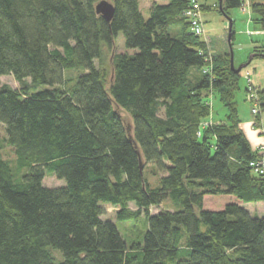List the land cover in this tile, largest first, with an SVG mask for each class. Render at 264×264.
<instances>
[{"label": "trees", "instance_id": "16d2710c", "mask_svg": "<svg viewBox=\"0 0 264 264\" xmlns=\"http://www.w3.org/2000/svg\"><path fill=\"white\" fill-rule=\"evenodd\" d=\"M157 1L144 19L138 0H112L107 23L95 0H0V78L20 86L0 87L17 164L0 155V264H264V217L240 205L264 203V173L250 166L263 157L238 129L240 76L227 56L205 60L203 36L184 17L192 0ZM216 2L226 18L247 3L264 34V0ZM118 33L134 53H114ZM253 53L264 59V46ZM209 91L224 125L203 123ZM46 177L64 185L48 188ZM207 196L236 202L206 210ZM165 201L172 210L149 212ZM102 205L119 222L142 215L141 241L127 245Z\"/></svg>", "mask_w": 264, "mask_h": 264}, {"label": "rangeland", "instance_id": "374dc122", "mask_svg": "<svg viewBox=\"0 0 264 264\" xmlns=\"http://www.w3.org/2000/svg\"><path fill=\"white\" fill-rule=\"evenodd\" d=\"M101 1H106L112 4V0H95V4ZM140 11L144 19L148 18L149 10L153 4L159 3L157 0H138ZM199 4V14L200 23H202V40L206 44V49L203 50L205 53V60L211 63L213 56H227L230 61V56L232 53V62L235 69L242 65L250 62L241 69L238 73L240 76L238 82V88L234 93V104L237 111L238 117V129L245 136L247 142L249 143L251 150L262 156L259 163H264V59L258 56V54L253 53L255 47L261 48L264 46V34L260 31V28L254 23L255 16L250 11L248 4H244L243 7L232 9L228 11V17H224L222 14L217 12L218 4L216 0H198ZM204 5L208 6L209 10L201 12L204 9ZM244 8V11H242ZM232 22V32L233 40L228 41L229 37V23ZM114 53H129L132 54L134 51L127 50L124 45V37L122 33H118L114 39ZM256 56V57H255ZM97 65V62H95ZM107 69V88L112 80V65L108 62L106 65ZM197 71L196 69H193ZM193 72V71H192ZM79 72L68 73L69 77H75ZM81 73V72H80ZM249 77L250 81H247ZM28 84L29 79L25 80ZM253 86L252 90L248 87ZM9 87L11 89H19V84L14 80L12 76H5L0 78V87ZM45 87H40L38 90H43ZM249 94H253L257 100L258 114L253 116L251 114V109L254 107L253 102L249 100ZM208 97V108L209 117L203 121L204 124L211 128L212 126L224 125L227 122V112L219 101L217 96L209 91L206 94ZM257 103H255L257 105ZM124 123L129 126L130 131L132 130V120L131 117L122 109L113 106ZM6 136L4 131V126L0 124V144L2 148L0 149L1 157L6 160L10 167L15 171L17 168L16 157L14 155L13 149L4 143ZM261 165V164H260ZM252 168V167H251ZM254 172V169H251ZM144 177L147 182L155 187L157 184L158 175L153 165L147 164L144 171ZM44 185L46 187H58L63 186L64 181H58L54 177H46L44 179ZM236 199L232 196H207L204 201V209L219 211L222 210L225 205L229 203H235ZM240 205L248 211L252 216L264 217V203L257 204H242ZM104 210V215L102 219H107L111 221L117 228L120 236L130 245L132 242L141 241L147 230V223L144 217H141L137 221L132 222H119L115 220V208L109 205H102ZM130 208L134 210V206L130 204ZM173 206L171 202L165 201L159 207L150 208L149 212L154 214L162 210H172ZM186 237V235H185ZM53 255L56 259L61 260V255L53 251Z\"/></svg>", "mask_w": 264, "mask_h": 264}, {"label": "built area", "instance_id": "2783aa9c", "mask_svg": "<svg viewBox=\"0 0 264 264\" xmlns=\"http://www.w3.org/2000/svg\"><path fill=\"white\" fill-rule=\"evenodd\" d=\"M184 17L188 20L190 23V30L195 35H201L203 32L202 25L200 23V16H199V6L195 0H192L191 5L187 9V11L184 13ZM247 81L249 82L250 79L247 77ZM253 86L250 85L248 87L249 90H252ZM255 96L253 94H249V100L254 103V108L251 110V113L253 116H257L258 114V108L255 103H257V100L254 98ZM261 164V165H260ZM250 166L254 169V173L262 174L264 173V163L259 161L256 164H250Z\"/></svg>", "mask_w": 264, "mask_h": 264}, {"label": "water", "instance_id": "95a60500", "mask_svg": "<svg viewBox=\"0 0 264 264\" xmlns=\"http://www.w3.org/2000/svg\"><path fill=\"white\" fill-rule=\"evenodd\" d=\"M221 1V0H220ZM95 12L97 15H99L105 22L109 23L114 15V7L112 4L106 2V1H101L98 4L95 5ZM228 41L230 42V36L228 37ZM232 53L230 55V69L235 73L238 74L241 69L243 67H245L250 60L252 59V57L250 58V60L248 61L247 64L240 66L239 68L235 69L233 67V62H232Z\"/></svg>", "mask_w": 264, "mask_h": 264}]
</instances>
